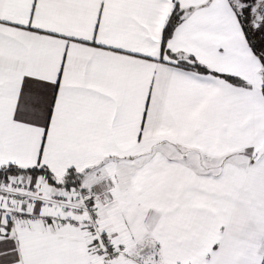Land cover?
<instances>
[{
  "label": "snow or ice",
  "instance_id": "obj_1",
  "mask_svg": "<svg viewBox=\"0 0 264 264\" xmlns=\"http://www.w3.org/2000/svg\"><path fill=\"white\" fill-rule=\"evenodd\" d=\"M0 264H264V0H0Z\"/></svg>",
  "mask_w": 264,
  "mask_h": 264
}]
</instances>
